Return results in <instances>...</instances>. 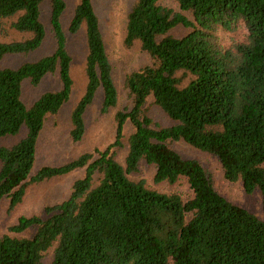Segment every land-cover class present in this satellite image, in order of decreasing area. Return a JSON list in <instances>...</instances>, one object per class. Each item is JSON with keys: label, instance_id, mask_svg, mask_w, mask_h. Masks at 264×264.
I'll list each match as a JSON object with an SVG mask.
<instances>
[{"label": "trees", "instance_id": "obj_1", "mask_svg": "<svg viewBox=\"0 0 264 264\" xmlns=\"http://www.w3.org/2000/svg\"><path fill=\"white\" fill-rule=\"evenodd\" d=\"M133 0L126 17L124 44L138 43L150 62L124 77L129 105L114 114L115 134L103 149L94 148L32 174L37 142L49 116L69 100L73 79L67 33L83 32L86 54L84 90L70 112L69 136L80 141L84 115L96 94L101 112L116 107L112 74L94 0H77L63 27L66 0H0V60L27 54L46 37L42 6L48 5L54 49L17 67L0 68V138L25 134L0 145V200L11 209L29 184L76 169L67 198L46 206L45 217L21 216L9 227L29 236L0 235V264H264V219L224 197L211 172L196 158L170 147L183 141L214 156L230 182L247 194L258 191L264 214V0ZM246 30L244 40L221 47L218 29ZM187 31L175 36L171 31ZM57 73L60 87L41 93L30 105L22 83L37 85ZM159 107L171 124L157 125L148 104ZM123 164L115 148L123 146ZM153 165L155 182L183 179L191 193L161 192L130 174Z\"/></svg>", "mask_w": 264, "mask_h": 264}, {"label": "rangeland", "instance_id": "obj_2", "mask_svg": "<svg viewBox=\"0 0 264 264\" xmlns=\"http://www.w3.org/2000/svg\"><path fill=\"white\" fill-rule=\"evenodd\" d=\"M77 0H66L67 7L63 16V27L67 26L71 16V11ZM133 0H94V6L100 20V27L105 41L107 53L112 65V74L116 87L118 89V102L116 107L107 112H101V94L98 92L87 108L84 119L86 130L80 141H72L69 136L70 112L76 101L81 96L86 78L84 74L85 63V40L83 32L77 34L67 33V49L72 58L71 76L73 79V89L69 100L62 106L59 112L49 116L38 137L37 150L34 168L32 174L37 169L45 165H59L67 162L78 155L92 151L94 148L103 149L114 139L115 121L114 114L118 109L127 107L130 103L126 90L124 88V77L127 73L150 62L149 55L142 51L138 43L132 46L124 44L126 17L131 8ZM161 3L176 8L174 0H161ZM42 21L46 28V37L43 43L34 51L27 54L6 55L0 60V68L17 67L27 61H34L39 57L49 54L53 51L55 43L53 35L49 29L48 5L42 6ZM187 30L177 27L171 31L175 36L185 34ZM245 28L239 26L232 30L218 29L215 32L217 43L221 47H228L234 43L240 42L245 38ZM11 38L20 39L23 35L11 33L9 36H1L0 40H9ZM60 87L57 73L46 75L37 85H32L28 80L22 83V100L26 105H30L41 93L48 90H56ZM148 114L152 120L160 126L171 124V121L165 113L153 103L148 104ZM130 133V128L126 124L124 130L123 146L115 148V158L123 164L126 154V138ZM25 134L22 128L16 135L0 138V145H10ZM170 147L185 158H196L207 168L213 177L215 188L228 200L242 206L257 217L264 219L261 206V199L258 191L247 194L240 181L230 182L223 176L222 169L217 159L205 152L199 151L183 141L170 143ZM83 169H76L59 177L51 178L39 183L29 184L26 187L25 195L20 203L13 208H9V199L4 197L0 200V235L8 234L14 237L29 236L33 229H27L24 232L17 233L9 230L19 217H29L38 215L45 217L44 208L54 205L69 195L71 186L76 178L83 175ZM154 167L142 163L137 172L130 174L134 180H143L145 184L152 189L161 192L179 193L183 198H187L191 191L188 185L181 179L175 183L155 182L153 180ZM51 249L45 253L42 264H49L51 260Z\"/></svg>", "mask_w": 264, "mask_h": 264}]
</instances>
